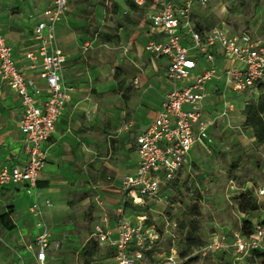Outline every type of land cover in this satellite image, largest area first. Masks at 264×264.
I'll return each mask as SVG.
<instances>
[{"label": "built area", "instance_id": "obj_1", "mask_svg": "<svg viewBox=\"0 0 264 264\" xmlns=\"http://www.w3.org/2000/svg\"><path fill=\"white\" fill-rule=\"evenodd\" d=\"M133 1L138 6L143 4L142 0ZM206 3L207 0H159V9L148 15L150 29L159 40L148 41L144 51L167 59L166 81L170 88L155 119L135 138L138 161L134 172L120 180L123 199L115 211V226H109L104 215L87 231L88 240L111 249L115 264H185L189 258H196L201 264L215 254L229 255L239 263L253 252L264 253V222H255L249 237L239 232L229 239L225 235L213 236L190 257L180 258L173 220L165 217L163 230L159 231L153 222L146 225L150 221L147 215H137L133 222L125 216L124 202L143 207L147 200H160V193L178 177L193 147L209 151L214 144L208 133L210 125L222 121L231 127L228 119L235 105L227 94L242 96L244 105L251 96L257 97L264 90V42L248 31L228 35L219 27L198 30L191 20L192 8ZM66 9L67 0H49V6L33 28L35 50L26 54L30 69L40 63L39 78L44 81L47 94L41 103L36 100L41 89L20 73L0 22V80L20 100L22 116L18 129L27 155L25 164L0 169V186L21 184L34 198L29 213L35 219L38 233L27 249L34 253L37 264H46L47 252L60 247L44 222L43 209L51 203L40 201L36 188L46 160L42 145L54 132L56 121L74 91L64 82L66 56L56 40V29ZM220 78L224 83L221 108L214 120L206 123L203 121L208 97L206 85ZM258 195L264 197V188ZM162 238L170 242L168 254L162 261L151 263L145 253L153 251Z\"/></svg>", "mask_w": 264, "mask_h": 264}, {"label": "rangeland", "instance_id": "obj_2", "mask_svg": "<svg viewBox=\"0 0 264 264\" xmlns=\"http://www.w3.org/2000/svg\"><path fill=\"white\" fill-rule=\"evenodd\" d=\"M118 1L125 4L129 0ZM157 1L149 0V5L134 12L127 6H122L113 16L103 13V0H72L71 2L73 7L71 14L74 17L72 25L75 33L79 34L82 20L94 11L97 17L95 24H98L93 23L91 29L110 32L119 38L120 43L110 44L108 48L101 50L97 49L95 56L98 58V54L105 55L108 61H78L84 63L83 68L86 70L81 68L86 78L81 83V90L89 92L97 104L94 120L98 129V133L95 134L96 150H94L95 156H91L92 160L88 162L87 159L83 163L86 169L85 177L52 179L51 185L39 193L41 198L50 199L53 203L52 207L44 210L46 228L52 236L61 239L58 250L50 253L51 264H115L110 251L104 245L99 246V251L96 253L89 252L91 245L88 246L86 242L87 231L91 230L95 222H99L102 214V208L97 206L96 201L101 202L102 207L105 206L110 211V215L112 205L116 204V193L112 190L117 188L121 175L129 163L127 155L129 149L118 141H124L125 144L133 141L126 136L132 129V126L126 124V114L128 113L131 118L142 120H145L144 115L147 116V112L142 108L147 107L152 92L133 89L128 82L135 76L136 66L139 65L146 71L149 81H154L158 87L160 86L159 73L153 72L152 61L145 56L141 60L133 58L130 61L131 57L138 54L146 31L150 6ZM196 14L199 22L206 27L219 26L228 35L247 30L264 41V0H245L243 3L238 0H207L205 5L196 7ZM90 51H83L79 59L87 56L92 59V55H89ZM116 70L121 72L120 79L124 81L120 90L117 89ZM88 72L93 73V78L88 79L85 74ZM239 98L238 94H231L229 98L238 109L240 106L243 107V100ZM228 122L232 128L220 121L211 130L215 144L208 152L197 145L190 150L185 170L178 183L163 189L159 196L160 200H147L143 207L128 209L126 215L129 220L133 222L135 216L147 215L156 228L162 231L163 219L166 217L173 220L175 230L178 232L176 225L197 193L201 197L199 221L200 236L204 243L213 236L225 235L229 239L233 233L239 232L242 219L245 217L238 211L233 198L245 190H252L261 209L250 213L248 217L255 222H264V197L258 195V191L264 188V146L256 144L249 131L243 127L239 110L229 116ZM104 131L111 137L104 135ZM234 164L236 169H233ZM108 177L111 181L107 180ZM21 191L19 199L17 197L15 199L19 210L12 217L13 228L7 231L8 238L5 239V244H9V239L14 240L20 234L26 243L31 242L30 233L34 230L35 219L29 216L27 209L32 199L25 191ZM9 206L10 204L7 203V208ZM92 210L96 215L93 221L89 220ZM2 233L4 234L5 231L0 228V236ZM3 246L2 249L5 250ZM79 247L85 252L83 257L81 251L77 252ZM176 247L179 251L181 244L178 234ZM169 248L170 242L162 238L155 247L150 262L162 261L168 254ZM201 264H258V261L249 256L238 263L229 255L215 254Z\"/></svg>", "mask_w": 264, "mask_h": 264}, {"label": "crops", "instance_id": "obj_3", "mask_svg": "<svg viewBox=\"0 0 264 264\" xmlns=\"http://www.w3.org/2000/svg\"><path fill=\"white\" fill-rule=\"evenodd\" d=\"M112 1L118 5V10L122 6H127L128 2L126 1L125 4H122L118 0ZM142 1L143 4L141 6L137 5L138 9L136 11L141 8H145L144 6L146 5H149V0L147 2L145 0ZM71 2L72 0H67V9L64 12L63 17L56 29V40L58 47L66 56V63L63 68L64 82L68 85H71L74 88V91L72 92L69 101L64 106L56 121L54 132L47 142L42 145V149L46 154V160L40 173L36 188V194L40 201H50V199L41 198L39 193L51 185L50 183L52 179L62 177L64 180L66 178L85 177L84 172L86 169L83 163L87 159L88 162H90V160H92L91 156H95L94 150H96L97 142L95 134L98 133V129L95 127L94 120L95 115L97 114V104L91 98V94L89 92L81 90V83L82 81L86 80L84 72H81V68L85 66L83 65L84 63L78 61H108L105 55L98 54V58L95 56L96 52L98 51L97 49L101 50L102 48H108L107 46L110 44L119 45L120 43L119 38L113 36L110 32L97 28L91 29L90 26L93 25V23H96L97 18L94 11L89 13V15L84 17V20H82L83 23L79 26L78 30L79 34L75 33L72 25L74 17L71 14V11L73 10ZM48 6L49 0H0V22L5 42L11 49L12 58L14 59L20 73L25 77L32 79L41 89V93L36 96V100L39 103L44 101L47 97L45 83L39 78L40 63H36L35 69H30V64L26 59V54L35 50L36 42L33 37V28L40 20L41 13ZM198 6L200 5L195 4L193 6L191 20L198 30L208 31L211 28L200 23L199 19L196 17V7ZM150 9L151 10L148 12V15L150 13L156 12L159 9V0L156 4L151 5ZM103 13L110 16L117 14V12L112 14L108 11H105L104 6ZM248 32L255 39H258L252 32ZM105 35L109 36L110 39H106L104 37ZM230 35L238 34L232 32ZM151 40H159V37L151 31L148 19L146 31L143 35V40L139 47L138 54H136L134 57H131L130 61H132L133 58L141 60L144 56L147 57L149 61H152L153 72L157 74L159 73L158 81L160 82L161 87H158L157 83L154 81H149L150 79L147 76L146 71L142 70L139 65L136 66L137 69L135 76L128 81L131 85V88L141 91L144 90V92L151 91L153 95L150 96V102L146 105L147 107L142 108L147 112V116L144 115L145 120L131 118L128 113L125 116V120L127 121L126 124L132 126L131 131H129L126 136L133 139V141L128 144H125V142L121 140L118 141L122 146L125 145L129 149V153L127 152L129 163L126 166L124 173L121 175V178L134 172L138 161V156L135 150V138L140 133H142L145 128L155 119L160 108V103L170 88L166 81L167 59L165 57L151 56L144 51V45ZM82 50L84 52L91 50L89 55H92V59H90L88 56L79 59V56L83 52ZM83 69L86 71L85 68ZM85 74H87L86 76H88V79L93 78V73L88 72ZM120 77L121 72L116 70L115 79L118 80L117 89L119 90L122 88L124 83L123 79H120ZM223 86V78L209 82L206 85L208 97L206 99L205 112L203 114V121L206 123L212 122L217 114V111H219L221 108L222 98L220 94L223 90ZM226 97L228 100H230L229 98H231V94H227ZM239 99L243 100L242 96H240ZM238 110L240 111V120L243 124L244 119L241 115V106L239 109L235 106L234 111ZM234 111L231 112L229 116L233 115ZM21 116L22 106L19 98L13 89L0 80V169L3 167L10 168L13 166H21L27 161V155L22 142L23 137L18 129V122ZM219 123L220 121H217L208 127V133L213 140L214 138L211 134V130ZM103 133L107 137H111L106 134V131ZM112 142H114L113 139ZM107 180L111 181L109 177ZM120 180L117 188L112 190L114 193H116V204L112 205L111 207V215L110 211H108L105 206L102 207L101 202L96 201L97 206L102 208L101 218L105 215L107 218V223L111 227L115 226V211L120 206L123 199V193L120 190ZM20 191H25L24 186L21 184L0 186V215L10 210L12 211V214L9 216V219L13 221L12 217H14L16 212L19 210L16 207L15 199L16 197L18 198L20 196ZM29 197H31V202L33 203L34 198L30 195ZM7 203L10 204L8 208ZM50 203V207H52L53 203ZM29 207L27 209V213L29 216L33 217L29 213ZM48 208H44L43 212ZM95 216V211L92 210V221ZM125 216L128 218L126 212ZM133 220H135V218H133ZM3 230L5 233H2L0 236V241L2 244H4V246L0 244V264H37L34 253L27 249V246L33 243L34 237L38 233L35 227L33 232L30 233L32 235L30 243H26L20 234L14 240L12 238L9 239V244H5L4 241L6 238H8V235L6 234L8 230ZM52 239L57 242H60L61 240L54 236H52ZM87 241L88 236L86 242ZM2 246L5 248V250L2 249ZM107 249L111 252L110 248L107 247ZM80 250L81 247L77 249V252ZM54 252L55 251L51 249L47 252L46 264H51L52 258L50 253Z\"/></svg>", "mask_w": 264, "mask_h": 264}, {"label": "trees", "instance_id": "obj_4", "mask_svg": "<svg viewBox=\"0 0 264 264\" xmlns=\"http://www.w3.org/2000/svg\"><path fill=\"white\" fill-rule=\"evenodd\" d=\"M145 1L147 2L148 0ZM244 1L245 0H238L240 3H243ZM103 4L104 10L112 14H115L119 8L118 5L112 0H103ZM127 7L131 11H136L138 9L133 0H129L127 2ZM104 37L106 39H110L109 36L105 35ZM241 115L244 119L242 124L243 127L249 131L256 144L264 146V90H262L257 97H250L249 102L243 105ZM233 169H236V164L233 165ZM184 170L185 167L181 169L178 177L170 185H176L178 183V180ZM200 200V195L196 193L195 199L191 200L187 211L183 213L182 219L178 222V225H176L178 226V232L176 231V234H178L179 243L181 244L180 250L178 251L180 258L190 257L195 250L204 245V241L200 236ZM233 200L240 214L245 216L242 219L243 221L240 225L239 233L243 237H249L253 234L255 221L248 216L250 213L260 211L261 206L252 190H245L243 193L235 196ZM123 207L124 211L126 212L128 209H134L138 206L132 205L129 202H124ZM146 209L149 208L146 207ZM168 210L171 211L169 208ZM10 215L11 211H7L6 213L0 215V228L6 230H11L13 228V226L10 224ZM89 220L92 219L89 218ZM150 224L151 221H146V225ZM87 244L88 246L91 245L89 252L92 251L96 253L99 251V245L92 240H88ZM154 253L155 249L153 251H148L145 253V257L152 261ZM110 254L113 258L114 255L112 251ZM84 255L85 252L81 251V257ZM251 258L255 261H258V264H264V253L253 252ZM185 264H199V260L196 258H189Z\"/></svg>", "mask_w": 264, "mask_h": 264}]
</instances>
